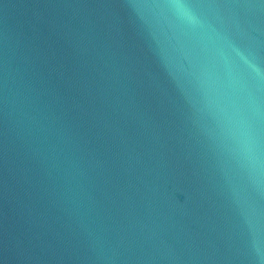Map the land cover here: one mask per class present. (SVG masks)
<instances>
[{"label": "water", "instance_id": "1", "mask_svg": "<svg viewBox=\"0 0 264 264\" xmlns=\"http://www.w3.org/2000/svg\"><path fill=\"white\" fill-rule=\"evenodd\" d=\"M0 264H264V0H0Z\"/></svg>", "mask_w": 264, "mask_h": 264}]
</instances>
